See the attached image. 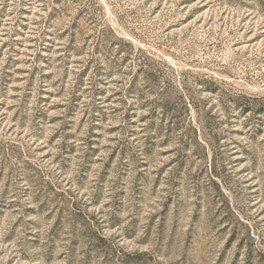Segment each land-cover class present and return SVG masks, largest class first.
<instances>
[{
  "label": "rangeland",
  "instance_id": "obj_1",
  "mask_svg": "<svg viewBox=\"0 0 264 264\" xmlns=\"http://www.w3.org/2000/svg\"><path fill=\"white\" fill-rule=\"evenodd\" d=\"M0 264H264V0H0Z\"/></svg>",
  "mask_w": 264,
  "mask_h": 264
}]
</instances>
